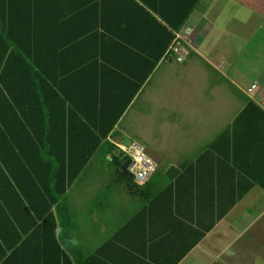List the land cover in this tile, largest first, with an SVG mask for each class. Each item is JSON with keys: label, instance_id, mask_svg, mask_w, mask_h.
<instances>
[{"label": "crops", "instance_id": "crops-1", "mask_svg": "<svg viewBox=\"0 0 264 264\" xmlns=\"http://www.w3.org/2000/svg\"><path fill=\"white\" fill-rule=\"evenodd\" d=\"M61 1L65 5L62 8V3H58L56 15L68 12L64 17H69L74 9L76 18L62 29L81 30L97 23L98 31L109 33L104 36L99 33L97 38L104 58L95 56L93 43L80 45V54L87 59L67 70L70 76L62 85L68 94L80 103L81 98L93 95L96 90L102 100L101 106L87 105L93 114L109 104L123 105L132 93L116 123L102 139L104 149L107 140L114 144L122 141L118 138L124 128L121 122L140 102L146 82L163 61L173 67L181 66L182 84H170L166 93L156 97V104L165 96L159 106L176 110L186 122L195 120L206 141L192 156L178 154L167 156V160L161 159L162 153L153 154L146 147L156 161V169L145 185H138L129 178L131 175L123 174L126 171L123 162L121 168L115 165L114 173L117 170L119 182L125 183L123 191L138 198L129 214H124L127 204L118 197L115 199L120 209L110 212L111 204H117L112 202L109 183L102 181L97 185L86 178L87 173L96 172L88 168L92 160L103 162L107 156L112 159L108 151L96 149L65 192L73 213L69 236L70 240L78 241L81 259L86 264H236L238 261L233 258L242 254L262 260L254 254L264 256V0H196L145 79V63L151 57L147 47L155 45L156 52L161 41L160 27L151 24L145 16V7L156 16L152 3L159 0H146L148 6L142 0H90L87 8L75 7V0ZM68 6L72 9L64 10ZM47 11V7H40V13ZM57 53L64 57L54 58ZM47 58L48 67L56 63L65 68L71 58L77 57L72 51L51 50ZM6 59L7 56L3 61ZM86 65L89 66L85 69ZM173 72L179 76V72ZM43 76L52 88L42 89V98L52 106V111L58 103L54 91L63 94L57 81ZM139 79L143 80L135 91ZM252 84L255 86L248 89ZM165 117L163 114V121ZM51 128L54 132L61 131L62 123ZM60 138L54 136L53 141L61 144ZM0 150L8 167L22 177L20 165L13 161L2 139ZM171 163L178 171L169 177L165 170ZM2 177L1 174L0 218L7 213L10 216L9 210L17 213L22 209L18 197ZM20 183L27 190L34 186L29 177ZM99 186L103 189L98 191ZM89 191L92 193L87 194ZM91 197L93 207L79 214V205L85 207ZM29 220L25 215L23 224H29ZM211 222V228L193 244L197 231ZM241 239L255 241L253 255Z\"/></svg>", "mask_w": 264, "mask_h": 264}, {"label": "trees", "instance_id": "trees-1", "mask_svg": "<svg viewBox=\"0 0 264 264\" xmlns=\"http://www.w3.org/2000/svg\"><path fill=\"white\" fill-rule=\"evenodd\" d=\"M87 1L90 0H75V7L87 8ZM142 2L148 6L146 0ZM195 2L159 0V3H152L156 16L145 7V16L149 17L151 24L160 27L161 41L156 52L155 45L147 47L151 57L146 60L143 79L163 56L174 38V30L182 26ZM58 3H62V8L65 5L61 0H0V139L4 141L5 148L10 149L13 161L20 165L22 176L13 173L0 150V175L22 205L17 213L9 210L12 217L7 213L0 218V264H86L81 259L82 255L79 256L78 247L68 243L71 241L69 231L73 213L65 196L66 188L96 149L111 153L116 167L121 168L126 158L117 151L113 142L107 140V149L101 143L130 101L132 93L123 105L109 104L92 114L88 104L101 106L102 97L96 90L77 103L62 85L69 79L67 70H73L87 59L80 54V45L93 43L95 56L104 58L97 38L99 33L102 36L109 33L98 31L97 23L81 30L74 31L73 27L62 29L76 18L70 6L64 8L72 9L69 17H64L68 12L57 16ZM41 6L47 7L48 11L40 13ZM102 28L106 29L103 23ZM51 50L72 51L77 58H71L65 68L56 63L48 67L50 60L47 57ZM5 56L7 59L3 61ZM53 56L56 59L64 57L59 53ZM67 57L72 56L67 54ZM115 70L121 72L120 69ZM44 74L57 81V87L63 94L61 96L54 91L58 97L57 112L55 109L50 111L52 106L43 101L41 90L50 87L44 80ZM143 79H139L135 91ZM59 103L62 104L61 109ZM55 123H62L61 131L54 132L51 125ZM54 136L61 137V144L53 141ZM27 173L29 175H25ZM123 174L126 177L130 175L127 170ZM26 177L34 185L32 190L23 189L19 184ZM243 192L240 191L239 196ZM1 194L0 198H3ZM196 195L199 196V192ZM197 196L193 195L199 201ZM25 215L30 219L26 225L23 224ZM212 225L213 222L198 230L193 244ZM57 227L63 229L59 240L54 235Z\"/></svg>", "mask_w": 264, "mask_h": 264}, {"label": "rangeland", "instance_id": "rangeland-1", "mask_svg": "<svg viewBox=\"0 0 264 264\" xmlns=\"http://www.w3.org/2000/svg\"><path fill=\"white\" fill-rule=\"evenodd\" d=\"M180 67L181 66L179 65L173 67L163 61L157 71L155 70V72L151 74L150 79H148L145 84L144 91L138 99L140 102L137 103L134 108L130 109L124 120L121 122L124 128L121 129L119 134L120 136L118 137L124 142L130 140L131 138H136L146 145V147L153 154L162 153L160 155L162 160H167L165 159L167 156L174 157L178 154L192 156L206 144L205 139L202 138V132L199 124L196 123L195 120L186 122L179 117L181 113H178L176 110L172 108L160 107L165 99V96L160 99V106L156 104V97H159L161 93H166L170 84L174 83L176 86L182 84L179 72ZM173 70L179 72L178 77L174 75ZM163 114L167 115V118L165 117L164 121ZM150 155L152 156L151 153ZM88 168H91L90 171L95 169L97 173L86 172V178L93 179L95 181L94 184L97 185H99L102 181L104 183H109V188L112 194V202L117 204L115 197H118V199L122 198L127 204L126 212H124V214L131 213V209L136 204L134 200L138 198L123 191L126 188L125 183L122 180L119 182V178H117L119 173L117 170L116 173L118 174L114 173L115 164L111 158L107 156V159H104L103 162H100L99 159L96 161L92 160ZM102 189L103 186L97 187L98 191ZM90 191L87 192V194L92 192L95 193L94 188L92 189V192ZM92 201H94L93 197L87 200V205H85V207L80 204L78 207V213H86L88 207H93ZM114 208H119L118 204H111L110 212H113L112 209ZM241 241L246 244V248H250L253 255V252H255V241L245 239H241ZM254 255L256 257H262V260L250 256H244L242 254H238V257L233 259L238 261L236 264H251L250 262H259V264H264V256H260L258 253Z\"/></svg>", "mask_w": 264, "mask_h": 264}, {"label": "built area", "instance_id": "built-area-1", "mask_svg": "<svg viewBox=\"0 0 264 264\" xmlns=\"http://www.w3.org/2000/svg\"><path fill=\"white\" fill-rule=\"evenodd\" d=\"M254 86L255 84H252L251 87H248V89L251 90ZM116 145L118 148L117 151L122 152L126 156L125 159H129L126 167L133 181L136 184H141L136 181V177L134 176L133 171H131L130 169H136L142 179L143 184L156 169V161L150 155V153L146 149V146L136 139H131L126 142L116 141ZM138 148L143 149L145 159L142 162L136 159ZM149 161H151V163H149Z\"/></svg>", "mask_w": 264, "mask_h": 264}, {"label": "clouds", "instance_id": "clouds-1", "mask_svg": "<svg viewBox=\"0 0 264 264\" xmlns=\"http://www.w3.org/2000/svg\"><path fill=\"white\" fill-rule=\"evenodd\" d=\"M136 159H137L138 161H141V162L145 159L144 154H143V149H142V148H138V149H137ZM149 163H151V161H149ZM130 170L133 171V174H134V176L136 177V181H137L138 183H141V184H142V179H141L139 173L136 171V169H130ZM62 233H63V229L60 228V227H57V229H56L55 232H54V235H55V236L57 237V239L59 240V238L61 237ZM68 243H70L72 246H78V241H76V240H74V239L71 240V241H68Z\"/></svg>", "mask_w": 264, "mask_h": 264}, {"label": "water", "instance_id": "water-1", "mask_svg": "<svg viewBox=\"0 0 264 264\" xmlns=\"http://www.w3.org/2000/svg\"><path fill=\"white\" fill-rule=\"evenodd\" d=\"M128 161H129V159H125L123 161V165H124V169L125 170H127L126 166H127ZM177 171H178V167L175 164L171 163L166 168L165 173H166L167 176L172 177Z\"/></svg>", "mask_w": 264, "mask_h": 264}]
</instances>
